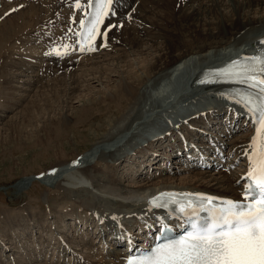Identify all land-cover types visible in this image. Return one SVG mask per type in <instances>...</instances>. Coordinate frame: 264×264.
Wrapping results in <instances>:
<instances>
[{
    "label": "bare ground",
    "instance_id": "1",
    "mask_svg": "<svg viewBox=\"0 0 264 264\" xmlns=\"http://www.w3.org/2000/svg\"><path fill=\"white\" fill-rule=\"evenodd\" d=\"M71 1L73 0L0 1V45H5L7 42L12 43L14 41L22 43L19 42L17 39L19 33L31 27L34 29L32 31L35 37L32 41L34 46L38 48L39 46H41L42 43L46 44L45 46H43V52H41L40 55H36L37 53L35 50V54L33 53L35 59H33L32 57L33 61L39 59V69L45 72L42 74V81H46L47 79L50 81L54 78H58L56 77L58 75H63L61 73L56 74V72L58 71H76L77 68H80V66L82 67L83 65H85V61L88 62V60L91 61L90 64H96L99 62L95 61V58L102 59V61L108 60L105 63H101L98 69L86 68L81 74H79L77 82L74 86L70 87L69 85H62L61 87H58V90H54L52 92L49 90L51 94H48V97L44 98L42 103L38 99H34V101H31L30 103L33 105V108L28 109L24 113L22 121L15 120L17 122V125H15L16 122L14 121L15 123L11 124V126L13 125L14 128L12 129L15 131H20L21 129L19 125L22 122L26 123L27 121L28 123V121L35 119V117L37 116L35 115L36 112L41 113V115L44 113L46 114V112L50 113V109L52 108L53 104L57 106L60 104V106L62 107L64 103L63 108H65L67 105V101H69L72 95L75 94V89H81L84 86L83 82L85 80L87 82L93 80L94 82L99 84L100 82H103L104 77L105 79L106 77L108 79L110 75H117L118 77L114 79V82H112L113 84H115L113 86L112 84L109 85V92H104L105 94L99 96V98H92L88 103L84 104V106H86L89 110L98 107L100 104H116L115 115L113 117L108 118L107 124L105 126V133H103L100 137L98 136L99 138L95 146V148L97 146L101 147L100 153L102 154L99 156L101 157V159H104V156L106 154L110 155L109 157H111L113 165H116L117 162L120 163L122 159L130 157L131 155L133 156L136 153L153 154L149 155V157L152 156V162L155 163L158 155L160 154H156L159 152H157L158 150L154 151V147L159 146L161 148L164 147L166 149L167 147H172L168 146L170 144H164L169 138H171L172 135L176 136L172 139L177 140L178 137L180 140L182 138L185 139L186 142L193 144L192 142L194 140L192 139V137H194V134L192 131L193 128H196L194 124L198 123L203 125H210L213 123L211 122L212 119L215 120V117L217 116L221 119H223V116L224 118H231L228 119L231 128H233L234 124L237 123V121L242 122L243 125L246 126L245 129L247 133L245 132L246 135L244 134L241 137L238 136L232 140L226 139L224 140V143H222L221 141L216 143L219 145L216 146L220 150V152H218L219 154L221 152H224L225 155H230L234 153V157L230 164H224V169H221L215 173L206 170L196 172L195 169V173L192 172L193 174L187 177L189 179L186 178L183 183H180L174 182L172 180L173 175L169 176L170 173H173V171H175V165L171 163L168 167H172V169L167 171V173L169 174H167L166 170L164 169L166 167L162 168V171L168 176L160 178L159 182L149 183L148 185L145 183L143 185L139 184L136 188H134V190H132L137 191L144 189L141 199H132V197L130 199L133 201L129 202L128 200L122 199L123 197L118 198L119 203L127 207V209L121 211V218H118L115 224L120 221L121 223H124L127 226L130 225L128 220L123 217L129 218L126 213L131 214V212L134 211L135 207H138L139 209L140 207H142L143 209L150 211L147 213L143 210H140L142 213H146V215H149L151 219V210L153 208L148 203V197L151 194H154L162 189L174 188L183 191H203L219 196L240 198L241 193L243 191L244 180L242 182L239 181L241 179L242 174H244L247 170V159L252 153H254V149L251 147V142L254 135H256L258 126L251 124L249 125L247 112H245L244 110H240L241 107L239 103L236 100L232 99L230 97L231 95L221 93L222 91L218 87L204 86L199 83H196V79L198 78L199 72L204 68L216 66L220 62L224 61L225 59L231 57L234 54L239 53L240 51L248 53L251 51L256 52L260 49L259 44L264 41V0H181L180 2L179 0H140L141 2L139 1L135 7L136 10L135 13L133 12L134 14H132V11L134 9L132 11L130 9L132 8L136 0H115L113 7L115 12L118 11L120 5L123 2L124 4L128 5V7H126L124 14L120 13L116 14L115 16L110 15L108 17L107 24L103 27V29H105L109 24L113 23L114 21V25H116L117 27H113L109 31L106 42H103V40L101 39L93 45L85 46L86 50L95 48V53L97 54H78L75 51H72L68 52L65 58H57L49 54V51L57 45L63 44L62 49L68 50H70L73 46H76L77 48H79L80 46L78 34L80 30L79 25L77 26L78 29L76 31H71V29L69 28V20H67L68 15L71 12L68 7V3H70ZM87 2L88 0H86V4ZM171 10L172 21L169 19V13L171 12ZM182 12L185 15H182ZM181 17H184L185 19L180 21ZM189 18L191 19L190 23L188 20ZM77 19L79 21L80 14H78ZM159 19H161V21H156ZM169 22H172V30H175L172 32L175 33H172V36L167 37L165 32L167 33L168 31H171V29L164 28H168ZM120 23H124L123 29H119L120 26L118 25H120ZM127 31H135L138 35L135 45L134 42L129 39ZM119 33H122L123 35L120 34V36H116V34L119 35ZM173 35L176 36V40H172L174 47L171 46L172 43H169ZM121 36H126L127 38L123 40L121 39ZM165 36L166 38H164ZM186 36H189L188 38H190V42H185L183 40ZM59 37H61V40L58 39ZM52 38L58 40L59 43H49L48 41H50ZM232 45H234V47H232ZM134 47L138 49H140L141 47H145L143 54L149 55L145 57L141 55L143 62H141L142 64L138 62L141 65H138V67L140 68H131L132 70L130 69L128 71L125 69L126 71H124L123 67H126L127 65L123 66L121 63H124V61L122 60L127 55L132 54L131 52ZM112 50L114 53L112 54L111 58H107V55H110V51ZM8 57L9 53L7 54L6 58L9 60L10 58ZM132 58L136 57H131V60ZM135 62H137V60ZM135 62H131V64ZM22 64L26 67L29 63L24 62ZM110 64H112V66ZM27 68L33 67L31 66ZM116 70L119 71V74L116 72ZM20 74L23 73L21 72ZM92 75L94 76L92 77ZM177 77L181 78H178V80ZM165 79H167V81L172 80V82L168 84L169 90H166L165 94H163L164 89L158 91V88L161 86H159V84ZM175 79H177L178 81ZM183 82H185V84ZM9 84H11V81H7L5 87H7ZM36 85L38 84L36 83ZM179 85L182 89H177L174 94H171V97H173L172 103L177 101V103H175L176 106L180 104L181 106L184 105V107L188 106L187 108L178 111L179 113L173 114L172 110L167 108L168 106H170L171 101H169L168 103V101L162 100V102L157 106L154 104V99L157 94V91L158 95L163 94L162 97H164L172 90H175ZM14 92L13 95L15 94ZM60 94L64 95V97L66 96L67 99H60ZM9 98H11V96ZM58 98L60 99L59 102L56 101L58 100ZM73 98H75V96ZM16 99L17 98H15L13 102H15ZM11 101H8L7 103ZM56 102H58L59 104H57ZM159 107L161 109L164 107L165 108L160 110ZM9 108L10 107H7L6 110H8ZM157 108L159 109V112L157 111V113L159 114V118L155 116L157 119H155L153 123L148 120L153 125V129L151 128L152 130L150 131L151 133L149 132L151 124L146 122L148 124L147 125L145 121L141 123L139 122L135 127V124L144 117L145 113H148L149 111L154 112ZM63 112L64 110L60 111V113H56L55 115H53L55 117L52 118L48 116H38V120L42 119L40 120L41 124L40 127L38 129L36 128L34 131V133H36L34 134V143H42L43 148H45V146L46 148L50 147L49 149L54 148L53 151L55 152L56 158V160L54 159V161L56 162L49 169L48 173L50 174H54L52 170L57 168V166L61 167L63 164L65 165L67 162L71 161L69 160L71 158H69L65 152L66 147L64 143H59V145H54L53 143H51L54 140L55 136L58 134L59 129L63 127H68L64 125L65 121L77 115V113L65 114ZM195 118H203V120L193 122L192 125L188 124L192 122ZM52 124H55L58 127V130L54 134L53 129H49ZM91 127L92 126H90V128ZM93 127L96 130L104 129L102 128V123L93 125ZM144 127L146 129L143 131ZM224 127L225 126H223V128ZM189 128L190 133L188 130ZM129 131L131 134L129 133ZM185 131H187L189 134H185ZM147 133L149 135H146ZM208 133L209 132H207V135ZM139 134L142 135L143 141L139 137L138 138L141 141L137 140L136 136H138ZM122 135H124V137L126 138L128 137L126 141L129 142H123L119 144L114 143L113 145L108 146L107 148L102 147L103 144L112 141L114 142V140L116 142V139ZM163 139H165L166 141L158 145V141ZM146 142L147 145L145 144ZM190 144H188V146H190ZM194 144L200 146L197 143ZM223 144H225L224 150L222 149V147L220 148V146H222ZM177 147H179V145H177ZM98 149L94 150V152L99 151ZM178 151L183 153L185 150L183 149V146L180 145ZM208 151L212 150L208 149ZM203 154L207 155L205 152H203ZM171 155L172 154L170 153L169 157ZM236 158H238V162L241 164V166L244 167V169L239 172H229V169H231L230 167L235 162L234 160ZM138 160L140 161V158H137V161ZM108 161L109 160H106L105 163H108ZM158 161L160 162V160ZM88 162H90V160H88ZM88 162L81 163L75 168H77L78 171H81L89 167L86 166L88 165ZM216 164L219 165L220 162H217ZM228 167L229 169L226 172L225 170ZM191 168L187 167L186 169L187 171L191 172L193 170ZM105 172L106 170L102 171L97 168L98 174L101 175ZM108 174L109 177L107 179L109 181L119 184V177L117 176L118 172L116 168ZM78 178H81L85 182L82 186H88L86 185V183L88 182L87 179L82 176ZM87 178L90 179V177L88 176ZM157 183H164V185ZM56 188L57 191L65 190V192H67L68 185H64L60 182ZM89 189L91 190L90 187ZM129 193L127 192V194ZM126 198L129 197L126 196L125 199ZM111 199L113 200L114 198ZM71 205L73 207H69L67 211L69 214H72L74 218H78V216L80 215L77 214L79 213L78 210L77 213H72L74 212V209H77V207H79V209L81 210H84L83 213L86 212V209L87 214H89L90 216H94L96 212H98L95 211L94 208L100 209L99 212L102 213H99L102 217L98 215L100 217H98V220L100 222L101 220L106 222L105 216L114 217V215H117L113 209H103L99 206V204H96V202L94 203L88 200L77 204L72 203ZM90 216L85 217V219L90 218ZM150 219L148 220L150 221ZM32 221L35 223V219ZM81 222L82 221H80V223ZM148 225L149 227L147 231L150 232L154 224L148 223ZM101 231L102 230H100L98 234ZM130 231L133 233L131 229ZM102 235H104V231L101 233V236ZM135 236L138 237V234H136ZM78 237L84 238V236L80 233H78ZM133 239L134 241H136L134 236ZM42 243L43 242H40V244ZM87 243V246L89 247L91 245V242L87 241ZM121 243L122 241L117 246H109L105 242H102L100 251L102 253L101 262L103 264H124L126 262V258L129 255L126 250L131 243H128L125 249H122L120 247L122 245ZM3 245H5V243H3ZM2 247L7 250V246H1V248ZM8 250H10V248ZM71 250H74L76 252L78 251L77 248L75 249L74 246H68V251L70 252V254ZM0 253H2L0 257L5 255V252H3V250H0ZM89 253L90 254H82L89 255L90 257L94 258V255L90 251ZM10 254H7L6 256H8L11 260L10 264H14L12 258H10ZM79 257L82 256L79 254ZM78 259L79 258H76L75 261L77 262ZM33 260L34 258H31L30 262L32 263ZM76 262H71V260L68 261L69 264H73Z\"/></svg>",
    "mask_w": 264,
    "mask_h": 264
},
{
    "label": "rangeland",
    "instance_id": "2",
    "mask_svg": "<svg viewBox=\"0 0 264 264\" xmlns=\"http://www.w3.org/2000/svg\"><path fill=\"white\" fill-rule=\"evenodd\" d=\"M180 1L181 0H179V2ZM181 14L185 15L183 12ZM169 19L172 21V10L169 13ZM184 19V17H181L180 21ZM188 20L190 23L191 19L189 18ZM156 21H161V19ZM171 24L172 22H169L168 28H164L171 29V31H168L167 33L165 32L167 37L172 36V33H175L172 32L175 30H172ZM121 28L123 29L124 27H119V29ZM33 30L34 29L31 27L19 33L17 39L19 42L22 43L14 41L12 43L7 42L5 45H0V250H3V252H5V255L0 257V264H10L11 260L8 256H6L10 253V258H12L14 264H55L56 261H61L64 259V257H72V255H70V252L66 251V249L68 250V246H74L75 249L77 248L78 250L76 252V258L79 259L76 263L73 264H103L101 262L102 253L100 250L95 251L94 244V241H97L95 237V232L99 229L97 225L99 223H103V221L100 222L98 220L100 217H102L100 215L102 213L99 212L100 209L94 208L95 211L98 212H96L94 216H90L89 214H87L86 209V212L83 213L84 210H81L79 209V207H77V209H74V212L72 213H77L79 211V213L77 214L80 215L78 216V218H74V216L72 214H69L67 211L69 207H73L71 204H77L88 200L90 202H96V204H99V206L103 209H113L117 215H114V217L105 216V220L106 222L112 220L114 221V228L117 226L121 228L122 226L127 225L121 223L120 221H118L117 225L115 224V222L118 220V218H121V211L127 209V207L121 205L119 203L118 198L123 197L122 199L128 200L129 202L133 201L130 199L132 197V199H141L144 189L137 191L132 190H134V188H136L139 184L143 185L145 183L148 185L149 183L159 182L160 178L168 176L167 174L169 173H167V168H164L167 174L162 171V168L165 167L164 165H166L167 162L169 164L172 163L175 165V171L169 174V176L173 175L172 180L174 182L183 183L185 179L189 177V175L195 173V169L189 172L186 169L187 165L181 164L177 161V159L172 158L173 155L169 157L170 153H172V148L177 143V140L172 139L176 137L174 135H172L171 138H169L167 141L165 139L158 141V145L166 141L164 144H170L168 146L172 147H167V149L164 147H162V149L159 146L154 147V151L158 150L157 152H159L156 154H160L158 155L155 163L152 162L153 157H149V155L153 154L144 153H136L139 156L134 154L136 156L131 155L130 157H126L122 159L120 163L117 162L116 165H113V161L111 157H109L110 155L106 153L104 159H101V157H99L102 154L100 153L101 147L97 146L95 148L96 142L98 141V138L103 133H105V126L107 124L108 118L113 117L115 115L116 104H100L98 107L92 108L91 110L84 106V104L88 103L92 98H99V96L109 92V85L112 84L113 86L115 84H113L112 82H114V79L118 77L117 75H110L108 79L106 77L107 80L104 77L103 82H100L99 84L94 82L93 80L89 82H87L86 80L84 82L82 81L84 86H81V89L83 90L76 88L75 94L72 93L73 95L70 100L67 101V105L65 108H63L64 103L61 107L58 102L62 98L67 99V97H64V95L60 94V99L58 98V100H56L58 101L56 103L59 105L57 106L53 104L52 108L50 109L51 111L49 110L50 113L46 112V114L44 113L41 115V113L36 112V120H30L28 121V123L27 121L26 123H18L20 124L19 127L21 129V132L19 130H13L14 128L13 125L11 126V124L15 123L17 120L22 121L24 113L28 109L33 108V105L30 103L31 101H34V99H38L42 103L43 99L48 97L47 95L51 94L52 91L58 90V87H61L62 85H69L70 87L74 86L77 82L79 74H81L86 68L98 69L101 63H105L108 61H102V59L95 58L94 60L99 62L96 64H90L91 61L88 60V62L85 61V65H83L82 67L80 66V68H77L76 71H58L56 72V74L61 73L63 75L60 74L61 76L58 75L56 76L58 78H54L50 81L48 79L46 81H42L41 77L42 74L45 72L39 69V59L33 61V59H35L33 56L35 54V50L37 53L36 55H38V48H36L32 42L35 38L32 33ZM127 33L129 39H131V41H133L135 45L138 35L135 31H127ZM131 33H133L134 35ZM120 34L122 33H119V35L116 34V36H120ZM166 36L164 38H166ZM188 37L189 36H186L183 40L185 42H190V38ZM126 38V36H121V39L123 40H125ZM172 40H176L175 35H173L172 39L169 41V43H172L171 46L174 47ZM232 47H234V45H232ZM144 49L145 47H141L140 49L134 47L131 52L132 54H129L130 56L127 55L122 60L126 64H124L123 62L121 64L123 66L127 65V68L123 67L124 71H128L131 68H140L138 67V65L142 64L141 62H143L141 55L144 57L149 55L143 54ZM8 53V58H10L9 60L6 59ZM113 53V50L110 51V55H107V58H111ZM131 57L136 58H132L131 60ZM6 60L8 62L10 61V65ZM130 60L131 62H135L137 60V62L131 64ZM24 62H28L29 64L25 67L22 64ZM138 62H140V64ZM110 65L112 66V64ZM31 66L33 68H36H34V70L33 68H27ZM21 72L23 74H20ZM116 72L119 74L118 70H116ZM93 76L94 75H92V77ZM178 78L180 79L181 77H177V79ZM7 81H11V84H9L8 86H12L13 88H10L8 86L5 87ZM171 82L172 80H163L159 84V86H161L158 88V91L164 89L163 94H165L166 90H169L168 84ZM36 83L38 85H36ZM179 86L175 90L169 92L170 94L168 93V96L165 95L164 97H162L163 94L158 95L157 91V94L154 99V104L157 106L162 102V100L168 101V103L169 101H171V107L168 106L167 108L171 109L173 114L179 113L178 111L187 108L188 106L184 107V105L181 106L180 104L176 106L175 103H177V101L172 103L173 97H171V94H174V92H176ZM49 90L51 92H49ZM13 92L15 93L14 95ZM10 96L11 98L14 96L15 97L11 99L9 98ZM74 96L75 98H73ZM15 98L17 99L15 102H13ZM7 100H12V103H7ZM7 107L10 108L6 110ZM62 108L64 110L63 113L65 114L77 113V115L65 121L64 125L68 127H63L59 129L58 134L55 136L54 140L51 143H53L54 145L64 143L66 147L65 152L68 157L71 158L69 159L71 161L61 166L62 171L59 173V175H56V173L58 174L59 171V167L57 166L55 170L57 169L58 171L55 172V176H53V174L48 173L50 177H45V179H35V177H41L42 175H44L43 173H46L56 162L54 161V159L56 160V158L55 152L53 151V147V149H49L50 147H47L49 149L48 150L46 146L45 148H43L42 143H34V134H36L34 133V131L36 128L38 129L40 127V120H42H38V118L41 116H48L51 118L55 117L53 115H55L56 113H60V111H63ZM159 109L162 110L160 107ZM159 109L157 108L154 112L149 111V114L145 113L144 117L135 124V127L139 122L141 123L143 121L149 124H151V122L153 123L155 119L159 118V114L157 113V111L159 112ZM148 120H150L151 122ZM200 120H203V118H195L192 122L188 124L192 125L193 122ZM218 120L219 119H212L211 122L213 123L210 125H203L198 123L194 124L196 128H193L192 132L194 134V137L192 138L195 139V141L197 142L199 138L203 139L207 137V132H209L208 135L215 134L216 137H222L221 132L223 130L224 124L218 122ZM100 123H102V128L104 129L96 130L93 125H97ZM15 125H17V122L15 123ZM90 126L92 127L90 128ZM151 128L153 129L152 124L149 129V132L152 130ZM49 129H53L54 134L58 130V127L55 124H52ZM145 129L146 128L144 127L143 131ZM188 130L190 133V128ZM189 133L185 131V134L188 135ZM244 134L245 133H239L236 137H241ZM124 135L116 139L117 143L114 140V142L112 141L103 144L102 147L107 148L108 146H111L114 143L119 144L123 142H129L126 141L128 137L126 138L124 137ZM140 135L141 134L136 136V138L137 140L142 139L143 141L142 135ZM146 135L149 134L147 133ZM122 137L125 139H123ZM145 144L147 145V142ZM202 145V147H206L205 144ZM97 149L99 151L94 152V150ZM182 157L185 159L186 155H183ZM195 157H197V154L195 155ZM137 158H140V161H137ZM88 160H90V162H88ZM106 160H109L108 163H105ZM158 160H160V162ZM190 160H192V158ZM84 162H88V165L86 166L89 167L78 171V169L75 167L79 166V164ZM97 168L102 171L106 170V172L100 175L97 173ZM115 168L118 172L117 176L119 177V184L111 182L107 179L109 177L108 173L113 171ZM201 170L202 169H196V172ZM231 170L232 172H237L239 171V166L232 167ZM212 173L215 172L212 171ZM81 176L88 180L86 185H88L91 190L88 186H82L85 182L81 178H78ZM87 176L90 177L91 180L87 178ZM60 182L64 185H68L67 192H65V190L57 191L56 187L57 185H59ZM157 184L164 185V183ZM127 192L130 193L127 194ZM126 196H128L129 198L125 199ZM92 197H94L95 199ZM111 198L114 199L112 200ZM140 210H143L147 213L150 212L148 210L143 209L142 207H140V209L138 207H135L134 211H132L131 214L126 213L129 218H123L128 220L130 225L139 226L144 223L143 221H147L148 219H150L149 215H146V213H142ZM88 216H90V218L85 219V217ZM34 219L35 223L32 221ZM80 221L82 222L80 223ZM102 228L105 229L106 233H109L110 225H102ZM78 233L85 234V238L78 237ZM87 241L91 242L89 248L87 246ZM40 242L43 243L40 244ZM3 243H5V245H3ZM1 246H7V250L3 247L1 248ZM9 248L10 250H8ZM89 251L94 255V258L90 257L89 255H84L90 254ZM81 252L84 254H82ZM79 254L82 257H79ZM0 255H2V253H0ZM31 258H34L32 263L30 262ZM62 263L69 264L68 261H64Z\"/></svg>",
    "mask_w": 264,
    "mask_h": 264
},
{
    "label": "snow or ice",
    "instance_id": "3",
    "mask_svg": "<svg viewBox=\"0 0 264 264\" xmlns=\"http://www.w3.org/2000/svg\"><path fill=\"white\" fill-rule=\"evenodd\" d=\"M88 2L89 7L95 8L89 23V35L86 36L87 40H92L95 34H99L97 26L109 14L115 16L116 12L113 8L114 0ZM76 7H80L79 0ZM84 46L82 44L81 50ZM53 51L56 55H63L57 50ZM249 59L264 64V59L260 56ZM257 71L264 74V67L246 68L243 72L236 73L237 77H244L239 82H246L250 87L259 89V102L252 98L248 100L252 110L258 114L256 123L259 127L251 142L254 155L248 173L249 182L241 193L242 199L224 200L222 208L206 209L205 205H212L217 198L197 197L195 201L189 200L184 204L173 197V203L178 204L174 211L178 210L192 218L196 216L197 210H205L209 213V222L201 224L192 220L191 231L185 236L158 245L152 249L147 259L129 260V264H264V75H248L249 72ZM52 171L55 172V169ZM164 195L161 194V197Z\"/></svg>",
    "mask_w": 264,
    "mask_h": 264
}]
</instances>
